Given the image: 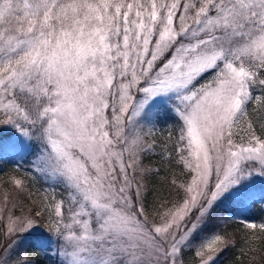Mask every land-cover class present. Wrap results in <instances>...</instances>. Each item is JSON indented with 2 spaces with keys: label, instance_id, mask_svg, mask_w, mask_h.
<instances>
[{
  "label": "snow or ice",
  "instance_id": "6c2138e0",
  "mask_svg": "<svg viewBox=\"0 0 264 264\" xmlns=\"http://www.w3.org/2000/svg\"><path fill=\"white\" fill-rule=\"evenodd\" d=\"M5 163L0 264H221L234 224L255 252L264 0H0Z\"/></svg>",
  "mask_w": 264,
  "mask_h": 264
},
{
  "label": "trees",
  "instance_id": "16d2710c",
  "mask_svg": "<svg viewBox=\"0 0 264 264\" xmlns=\"http://www.w3.org/2000/svg\"><path fill=\"white\" fill-rule=\"evenodd\" d=\"M145 163L160 167L162 173L165 171L164 167L160 164V161L156 157H149L147 160H145ZM12 168L13 165L11 163H5L3 165V171L0 172V199H2L3 190L10 187L7 184V174L11 172ZM16 175L27 180L31 186V177L24 175L23 170L21 172H17ZM42 186V181L37 178V184L32 188V190L35 192L36 188H42ZM149 186L152 189V191H150L148 194V203L150 205L153 203L155 195L167 197L169 199L171 198L168 191L162 187V182L158 181L156 177H153L151 180H149ZM35 198L38 199L39 195H37ZM249 219L254 220L256 223L264 222V209L257 205L249 213ZM228 231H237L236 245L223 256L221 264H264V242H261L259 238L253 244V246L256 248L255 252H248L247 255L241 256L239 251L241 248H248V245L245 243V238L246 236L251 235L252 230H244L241 225L234 224L229 226ZM32 258L37 260L39 264H53V260L46 259L44 256L39 255L38 253H33ZM186 258L190 259L191 255L188 254Z\"/></svg>",
  "mask_w": 264,
  "mask_h": 264
},
{
  "label": "rangeland",
  "instance_id": "374dc122",
  "mask_svg": "<svg viewBox=\"0 0 264 264\" xmlns=\"http://www.w3.org/2000/svg\"><path fill=\"white\" fill-rule=\"evenodd\" d=\"M244 134L242 133V132H240L237 136H236V139H237V141L239 142V140H240V136H243ZM29 159H31V157H29ZM24 168H25V170H27V168H28V165L27 164H25V166H24ZM42 188L43 187H47V185H45L44 183H43V181H42ZM191 255V254H190ZM187 259V258H186Z\"/></svg>",
  "mask_w": 264,
  "mask_h": 264
}]
</instances>
